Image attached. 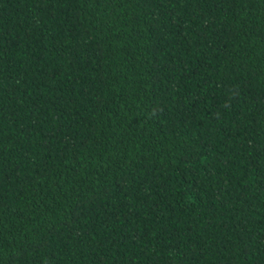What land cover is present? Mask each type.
<instances>
[{
  "label": "trees",
  "instance_id": "16d2710c",
  "mask_svg": "<svg viewBox=\"0 0 264 264\" xmlns=\"http://www.w3.org/2000/svg\"><path fill=\"white\" fill-rule=\"evenodd\" d=\"M0 264H264V0H0Z\"/></svg>",
  "mask_w": 264,
  "mask_h": 264
}]
</instances>
